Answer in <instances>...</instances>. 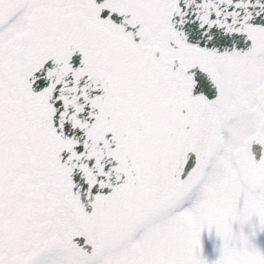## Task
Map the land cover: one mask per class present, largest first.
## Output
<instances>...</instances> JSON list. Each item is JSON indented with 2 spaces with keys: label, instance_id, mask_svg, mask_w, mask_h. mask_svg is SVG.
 <instances>
[{
  "label": "snow or ice",
  "instance_id": "6c2138e0",
  "mask_svg": "<svg viewBox=\"0 0 264 264\" xmlns=\"http://www.w3.org/2000/svg\"><path fill=\"white\" fill-rule=\"evenodd\" d=\"M253 218L264 0H0V264H264Z\"/></svg>",
  "mask_w": 264,
  "mask_h": 264
},
{
  "label": "rangeland",
  "instance_id": "374dc122",
  "mask_svg": "<svg viewBox=\"0 0 264 264\" xmlns=\"http://www.w3.org/2000/svg\"><path fill=\"white\" fill-rule=\"evenodd\" d=\"M258 159V158H257ZM235 231L239 233V225L234 226ZM245 233L248 234L251 245L261 252H264V230L259 226V221L253 218L251 222L245 225ZM202 249L201 255L208 264H215L219 259L223 246L222 240L216 235L215 230L209 233L205 230L201 236Z\"/></svg>",
  "mask_w": 264,
  "mask_h": 264
},
{
  "label": "flooded vegetation",
  "instance_id": "af4514ba",
  "mask_svg": "<svg viewBox=\"0 0 264 264\" xmlns=\"http://www.w3.org/2000/svg\"><path fill=\"white\" fill-rule=\"evenodd\" d=\"M258 155H259V153H258ZM260 157L258 156V159H259Z\"/></svg>",
  "mask_w": 264,
  "mask_h": 264
},
{
  "label": "water",
  "instance_id": "95a60500",
  "mask_svg": "<svg viewBox=\"0 0 264 264\" xmlns=\"http://www.w3.org/2000/svg\"><path fill=\"white\" fill-rule=\"evenodd\" d=\"M255 151H256V148H255Z\"/></svg>",
  "mask_w": 264,
  "mask_h": 264
}]
</instances>
